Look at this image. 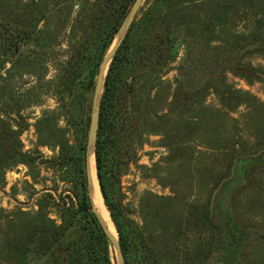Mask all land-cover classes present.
Instances as JSON below:
<instances>
[{
	"label": "rangeland",
	"instance_id": "rangeland-1",
	"mask_svg": "<svg viewBox=\"0 0 264 264\" xmlns=\"http://www.w3.org/2000/svg\"><path fill=\"white\" fill-rule=\"evenodd\" d=\"M102 2L0 0V24L44 44L27 54L0 38V130L30 159L0 167V264H52L41 237L73 195L58 159L88 140L93 99L62 74ZM164 12L167 59L147 60L162 41L146 32L149 65L126 79L116 195L161 264H264V0H168Z\"/></svg>",
	"mask_w": 264,
	"mask_h": 264
},
{
	"label": "trees",
	"instance_id": "trees-1",
	"mask_svg": "<svg viewBox=\"0 0 264 264\" xmlns=\"http://www.w3.org/2000/svg\"><path fill=\"white\" fill-rule=\"evenodd\" d=\"M133 1L103 0L99 10L92 13L90 32L75 49L69 68L63 70L62 80L66 88L71 89L77 78L82 76L85 88L93 91L101 60ZM167 3L168 0H154L139 20L135 16L109 64L100 102L96 172L101 194L118 233L125 264H161L152 241L127 217L118 200L119 173L115 156L124 140L125 128L118 118L124 98L129 94L125 87L126 79L141 67L149 65L144 64L141 51L144 33L158 29L163 44L162 29ZM0 38L14 52L25 49L27 54H37L38 49L35 48L44 46L32 31L3 23L0 24ZM32 46L33 50H27ZM161 55L162 49L147 60L158 65ZM86 138L87 133H84L83 141L74 145L70 153L61 152L58 159L64 179L72 183L73 195H68L69 204L63 207L61 223L50 230H43L40 248L52 264H113L111 244L91 209L85 171ZM23 162H30V159L19 148L16 132L6 126L0 130V167Z\"/></svg>",
	"mask_w": 264,
	"mask_h": 264
},
{
	"label": "water",
	"instance_id": "water-1",
	"mask_svg": "<svg viewBox=\"0 0 264 264\" xmlns=\"http://www.w3.org/2000/svg\"><path fill=\"white\" fill-rule=\"evenodd\" d=\"M143 0H134L131 8L125 17L124 21L120 25L117 34L119 35V38L117 41L113 44V41L108 48L107 52L103 56L101 63L98 68L97 76L95 79V84H94V89H93V99H92V109H91V114H90V119H89V128H88V140H87V146H86V159H85V171H86V181H87V189L89 192V195L91 197L92 201V212L94 213L102 231L106 235L107 239L109 240V243L111 244L112 249L115 251V256L118 261V264H125L124 261V256L123 252L121 249V244L119 242V237L118 233L116 230V236H114L111 231L109 230V227L107 223L103 220L101 213L99 209L96 207L92 195H91V188L93 186L92 178H91V173H90V163H89V149L90 146L93 148L94 152V157H95V148H96V143H97V135H98V128H99V110H100V102H101V97L103 93V87H104V82H105V77L109 68V64L118 49L119 45L121 44L123 38L125 37L127 31L129 30L131 23L135 19V16L142 4ZM115 35V36H116ZM163 44H162V55L159 60V63H164L165 60L167 59L168 53H169V37H168V30L167 26L164 23L163 25ZM113 44V45H112ZM112 46V47H111ZM95 168H96V162H95ZM96 177H97V172H96ZM98 180V178H97ZM99 184V182H98ZM100 188V186H99ZM111 216V215H110ZM112 219V217H111ZM114 223V222H113ZM115 226V224H114Z\"/></svg>",
	"mask_w": 264,
	"mask_h": 264
},
{
	"label": "bare ground",
	"instance_id": "bare-ground-1",
	"mask_svg": "<svg viewBox=\"0 0 264 264\" xmlns=\"http://www.w3.org/2000/svg\"><path fill=\"white\" fill-rule=\"evenodd\" d=\"M116 41H117V39H116ZM90 149H89V151H90ZM93 154H94V152H93ZM89 163H90L91 178H92V182H93V186L91 188L92 199H93L96 207L99 209L103 220L105 221V223H107V225L109 227V230L111 231V233L114 236H116L113 223H112L111 218L109 216V212H108V210H107V208H106V206L104 204L103 197H102V194H101V191H100V188H99V184H98L97 177H96V172H95L94 158H93V155L91 154V152L89 154Z\"/></svg>",
	"mask_w": 264,
	"mask_h": 264
}]
</instances>
